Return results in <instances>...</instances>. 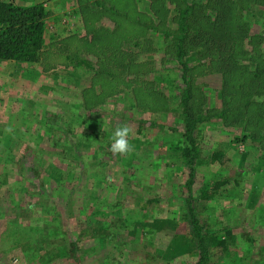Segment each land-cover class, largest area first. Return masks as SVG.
Masks as SVG:
<instances>
[{
  "label": "rangeland",
  "instance_id": "obj_1",
  "mask_svg": "<svg viewBox=\"0 0 264 264\" xmlns=\"http://www.w3.org/2000/svg\"><path fill=\"white\" fill-rule=\"evenodd\" d=\"M213 1L195 5L209 15L205 22L193 21L195 7L189 17L184 44L195 48L183 55L186 71L176 34L192 0H165L166 14L156 0H100L87 14L104 11L100 25L117 22L109 13L134 22L135 8L143 10L141 46L123 45L128 68L107 63L111 75L95 77L86 64L99 67V55L85 34L51 46L57 52L42 64L12 68L7 86L0 73V264H197L193 217L227 239L230 253L220 249L212 264H264V100L257 101L264 87L241 77L264 65V1L230 0L238 2L234 22L222 27L213 24ZM126 31L125 39L138 34ZM196 31L213 36L218 49L192 41ZM220 47L241 65L232 76L214 59ZM38 66L53 68L31 86L22 75ZM187 85L197 119L193 166L182 151ZM93 91L108 94L87 108ZM123 125L132 129L127 156L110 150Z\"/></svg>",
  "mask_w": 264,
  "mask_h": 264
},
{
  "label": "trees",
  "instance_id": "obj_2",
  "mask_svg": "<svg viewBox=\"0 0 264 264\" xmlns=\"http://www.w3.org/2000/svg\"><path fill=\"white\" fill-rule=\"evenodd\" d=\"M203 1L204 0H192V2H190L189 4L186 3L185 7L180 10V28L179 32L176 34L178 38L176 45L178 50V57L180 58L181 65L184 71H186L189 65L187 63V60H184L183 55L184 53L189 52L190 49L195 48L193 44L189 46H185L184 44L189 37V24L192 23V20L189 19V17L194 14L196 9L200 17L194 18L193 21L200 19L201 22H205V19H207L209 16L204 11V9H199L195 6L199 2L203 3ZM209 4H213L217 9H219L216 18L213 20V24L220 23L218 27H222L223 25H226L228 21H230L231 23L234 22V18L232 16V18L230 17V8L233 7V4H236V6H238V2H230V0H214ZM154 6L157 7L156 11L160 8L163 9L166 14L165 0H156ZM194 7L196 9L193 10ZM47 15L48 9L43 2L19 4L15 3L14 0H0V61L6 59H14L18 62H27L29 64L41 63L43 55V45L46 39L45 29ZM232 15L235 16V12ZM140 16L142 18L137 20L134 19V22L130 23L128 16L118 20L117 28L114 31H111L112 33L109 36L115 35L122 40L121 43L120 40H117L115 44H112L111 42L107 41L109 39V36L103 35L93 36L91 41L85 40L86 43H89L88 46L93 45L94 50L97 48V52L99 55V67H96L95 64L89 63L88 61L86 64L87 66L92 67L95 70V77L97 76L98 78H100V76H102L107 79V77L111 75L109 71L113 69H109L108 67L111 66L107 63L117 66V68L115 69L120 71L125 67L128 68V62L130 59L129 51L123 48V45L128 39H133L134 44L137 47L141 46L139 37L143 35L144 32L142 31L140 33L139 31L141 28L145 27V21L143 18V13H141ZM130 24H132L133 27H130ZM127 29L134 31L138 30V34L125 39V36L127 35ZM203 36L204 35H201L199 31H196L195 38L192 39V41H198L202 45L204 44L203 46L209 49H218L217 43L215 42L213 36ZM217 52L223 55H221L220 58L214 59L218 60L220 63H223V67L224 69H226L227 76H232V74L240 70L241 65L239 63H236V60H232L230 56H227L223 48L220 47V50H217ZM232 52L234 51H231L230 53ZM84 61L86 62L85 59H82V61H73L70 63H72L73 66L77 67L80 66V64ZM242 73H244L245 75L241 77H246L244 79L247 81H249L250 78L253 79L255 77L253 80H255L254 83H256L255 85L257 88L260 89L264 87V65H258L255 71H251L249 73H246V71H242ZM185 77L186 75L184 74V79ZM186 80L189 83L188 78ZM102 82L104 83L105 81ZM106 83L105 86L107 85ZM247 83L248 82L245 83V87H247ZM187 87L184 91L182 102L185 105L184 115L186 125L184 135L185 138H188V144H185L183 146L182 151L183 155L188 159H186V162L193 166V161L197 158L198 153L197 147L194 144V140L192 138V133L196 128L197 119L195 115L189 111L187 106L188 102L186 98L190 96V86L187 85ZM237 90L240 91L239 89ZM102 92L103 91L94 93L93 91L92 98L86 97V100H84V104L88 106L86 107L90 108V106L92 107L94 105V102H98L106 98L108 93H106L104 96V93ZM90 100L95 101L93 102V104H90L88 103V101ZM259 104L263 106L264 101H261V103ZM204 196L210 197L211 193L204 192ZM192 221L194 226V237L197 239L198 247L200 249V256L197 260V264H212L213 255L219 254L220 249H224L225 256H228L230 251L228 250V242L226 237L221 236L222 234H214L208 229H204L203 226L199 225V221L196 217H193ZM220 258L221 257H219L218 255L219 260L216 261L217 263H222ZM225 259H227V257H225Z\"/></svg>",
  "mask_w": 264,
  "mask_h": 264
},
{
  "label": "crops",
  "instance_id": "obj_3",
  "mask_svg": "<svg viewBox=\"0 0 264 264\" xmlns=\"http://www.w3.org/2000/svg\"><path fill=\"white\" fill-rule=\"evenodd\" d=\"M15 3L19 4H31L34 2H43L46 8L48 9V15L46 17V39L43 45V52H42V58L45 61V57H51V54L54 52H57V49H50L51 46H57V45H67L65 44V41H69L72 37L75 36H84L85 34H89V37H87L85 40L91 41L93 36L96 35H103V36H109L111 31H114L118 26V20L121 19L122 13H117L113 15L112 13H109V17L112 18L114 21L116 20L114 24H99V19L101 20L103 17L107 16L104 11L100 13H96L95 16L97 18H92L91 16L87 15L90 11V7H93V4H98L100 0H14ZM134 4L136 5L138 0H132ZM101 5L103 3L101 2ZM135 14L137 15L135 18L136 20L139 19L140 14L143 13L142 9L135 8ZM140 12V13H139ZM119 14L121 16H119ZM126 15V14H125ZM129 15V14H128ZM126 15V16H128ZM67 17L69 20L68 24H64L67 19L64 17ZM89 20L88 23H84V20ZM67 20V21H68ZM83 27L80 26V23ZM110 27H108V26ZM84 30L85 32H82ZM88 36V35H87ZM67 52H69V47L67 48ZM25 62H18L14 59H6L2 60L0 62V69L2 71L0 73H4V80L6 86L10 83V77L6 76L7 74H11L12 71L14 72V69H18L20 66L23 67ZM42 64V63H41ZM16 67V68H14ZM73 67V66H72ZM8 68H10L8 70ZM13 70L11 71V69ZM53 67H50V69L39 68L36 67L32 72H28L27 75H22V78L24 81H26L27 84L35 85L38 82H40V79L42 82H46L45 78H47V74H51V70ZM59 74V73H57ZM63 75L56 76L59 80L65 79L63 78ZM65 76V75H64ZM45 77V78H44ZM48 79V78H47ZM61 80V81H63ZM54 82L53 80L51 81ZM51 82L45 83L49 84ZM58 80L55 81L56 85H59ZM21 83V81H20ZM25 83V84H26ZM40 85H43L41 83ZM11 98V97H10ZM9 123V122H8Z\"/></svg>",
  "mask_w": 264,
  "mask_h": 264
},
{
  "label": "clouds",
  "instance_id": "obj_4",
  "mask_svg": "<svg viewBox=\"0 0 264 264\" xmlns=\"http://www.w3.org/2000/svg\"><path fill=\"white\" fill-rule=\"evenodd\" d=\"M264 100V97H258L257 101ZM11 132L12 129H6ZM132 129L128 125L118 126L112 137L111 152L113 154L127 156L133 151V146L129 143V136Z\"/></svg>",
  "mask_w": 264,
  "mask_h": 264
}]
</instances>
